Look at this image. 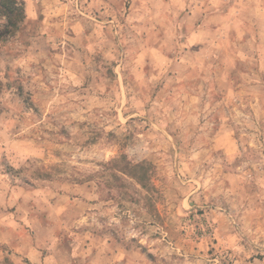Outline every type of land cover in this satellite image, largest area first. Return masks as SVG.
Segmentation results:
<instances>
[{
  "label": "rangeland",
  "instance_id": "1",
  "mask_svg": "<svg viewBox=\"0 0 264 264\" xmlns=\"http://www.w3.org/2000/svg\"><path fill=\"white\" fill-rule=\"evenodd\" d=\"M22 2L0 264H264V0Z\"/></svg>",
  "mask_w": 264,
  "mask_h": 264
},
{
  "label": "trees",
  "instance_id": "2",
  "mask_svg": "<svg viewBox=\"0 0 264 264\" xmlns=\"http://www.w3.org/2000/svg\"><path fill=\"white\" fill-rule=\"evenodd\" d=\"M24 19L22 0H0V27H16Z\"/></svg>",
  "mask_w": 264,
  "mask_h": 264
}]
</instances>
